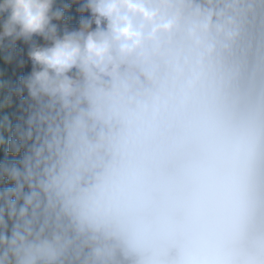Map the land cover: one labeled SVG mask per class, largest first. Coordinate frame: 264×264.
Masks as SVG:
<instances>
[{
  "label": "clouds",
  "instance_id": "1",
  "mask_svg": "<svg viewBox=\"0 0 264 264\" xmlns=\"http://www.w3.org/2000/svg\"><path fill=\"white\" fill-rule=\"evenodd\" d=\"M0 112V264H264V0H0Z\"/></svg>",
  "mask_w": 264,
  "mask_h": 264
},
{
  "label": "trees",
  "instance_id": "2",
  "mask_svg": "<svg viewBox=\"0 0 264 264\" xmlns=\"http://www.w3.org/2000/svg\"><path fill=\"white\" fill-rule=\"evenodd\" d=\"M18 75V74H17ZM13 79H15V77L13 76L12 77ZM7 113H5V112H0V117H2L3 115H6Z\"/></svg>",
  "mask_w": 264,
  "mask_h": 264
}]
</instances>
